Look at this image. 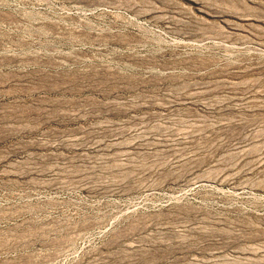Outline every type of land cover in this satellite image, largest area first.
I'll return each mask as SVG.
<instances>
[{"label": "rangeland", "instance_id": "obj_1", "mask_svg": "<svg viewBox=\"0 0 264 264\" xmlns=\"http://www.w3.org/2000/svg\"><path fill=\"white\" fill-rule=\"evenodd\" d=\"M0 264H264V0H0Z\"/></svg>", "mask_w": 264, "mask_h": 264}]
</instances>
